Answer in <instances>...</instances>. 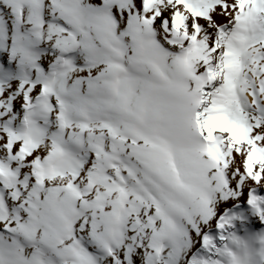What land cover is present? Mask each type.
Segmentation results:
<instances>
[{"label": "snow or ice", "instance_id": "snow-or-ice-1", "mask_svg": "<svg viewBox=\"0 0 264 264\" xmlns=\"http://www.w3.org/2000/svg\"><path fill=\"white\" fill-rule=\"evenodd\" d=\"M0 264H264V0H0Z\"/></svg>", "mask_w": 264, "mask_h": 264}]
</instances>
